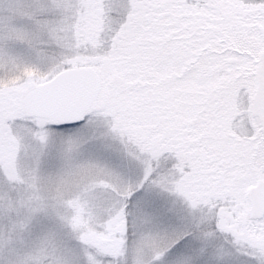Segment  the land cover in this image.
<instances>
[{
  "label": "snow or ice",
  "instance_id": "6c2138e0",
  "mask_svg": "<svg viewBox=\"0 0 264 264\" xmlns=\"http://www.w3.org/2000/svg\"><path fill=\"white\" fill-rule=\"evenodd\" d=\"M21 161L60 186L0 264H264V0H0V197Z\"/></svg>",
  "mask_w": 264,
  "mask_h": 264
},
{
  "label": "rangeland",
  "instance_id": "374dc122",
  "mask_svg": "<svg viewBox=\"0 0 264 264\" xmlns=\"http://www.w3.org/2000/svg\"><path fill=\"white\" fill-rule=\"evenodd\" d=\"M77 171H84L83 164ZM21 175L18 176V183L4 190L0 197V233L6 229L11 231L8 225L9 217H16L27 212V203L36 195L43 197H54L60 186V176L56 172H40L29 169L26 162H20ZM22 182L23 186H20ZM51 202V201H50ZM155 246V239L145 236L139 239L135 246L130 249L128 257L129 264H144L143 256Z\"/></svg>",
  "mask_w": 264,
  "mask_h": 264
}]
</instances>
